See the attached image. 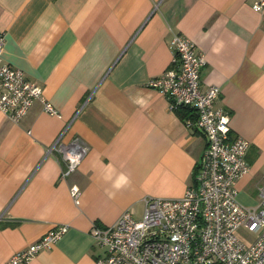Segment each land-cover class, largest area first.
Segmentation results:
<instances>
[{"label": "crops", "instance_id": "obj_1", "mask_svg": "<svg viewBox=\"0 0 264 264\" xmlns=\"http://www.w3.org/2000/svg\"><path fill=\"white\" fill-rule=\"evenodd\" d=\"M2 60L42 90L18 123L0 114V264L53 227L66 234L27 264H93L89 234L145 198L178 199L191 184L205 140L147 87L170 69L180 34L204 59L200 88L219 89L215 106L230 136L249 142L248 171L235 188L252 207L264 188V8L253 0H0ZM60 138L86 154L60 179ZM129 182L114 187L120 175ZM79 190L73 200L70 188Z\"/></svg>", "mask_w": 264, "mask_h": 264}, {"label": "built area", "instance_id": "obj_2", "mask_svg": "<svg viewBox=\"0 0 264 264\" xmlns=\"http://www.w3.org/2000/svg\"><path fill=\"white\" fill-rule=\"evenodd\" d=\"M253 5L262 9L264 0H253ZM3 45L0 34V114L18 123L32 103L40 100L44 112L57 115L43 100L39 86L3 62ZM170 49V69L149 80L147 87L167 99L170 112L191 110L194 119L186 118L185 125L203 135V154L182 197L145 198L139 220L126 211L111 226L93 224L89 234L101 251L93 264H264V188L258 189L259 202L252 207L239 203L235 188L248 171L245 156L250 144L239 136H230L229 116L215 106L218 87L201 90L200 72L205 62L194 43L174 34ZM86 151L81 140L63 144L59 138L46 153L58 154L63 180L75 171ZM69 191L76 200L78 188L72 186ZM240 229L254 237L238 238ZM66 232L64 225L53 227L6 264H27Z\"/></svg>", "mask_w": 264, "mask_h": 264}, {"label": "trees", "instance_id": "obj_3", "mask_svg": "<svg viewBox=\"0 0 264 264\" xmlns=\"http://www.w3.org/2000/svg\"><path fill=\"white\" fill-rule=\"evenodd\" d=\"M177 114L181 117V119H194L193 117L195 116L194 114H192L191 110L186 108L178 110Z\"/></svg>", "mask_w": 264, "mask_h": 264}, {"label": "rangeland", "instance_id": "obj_4", "mask_svg": "<svg viewBox=\"0 0 264 264\" xmlns=\"http://www.w3.org/2000/svg\"><path fill=\"white\" fill-rule=\"evenodd\" d=\"M236 236L240 239H247V238H250V237H254V234L249 232L248 230L246 229H240L237 233H236Z\"/></svg>", "mask_w": 264, "mask_h": 264}, {"label": "clouds", "instance_id": "obj_5", "mask_svg": "<svg viewBox=\"0 0 264 264\" xmlns=\"http://www.w3.org/2000/svg\"><path fill=\"white\" fill-rule=\"evenodd\" d=\"M128 182H129L128 177L123 175V174H121L119 179L116 181L114 187L119 189L122 186L126 185Z\"/></svg>", "mask_w": 264, "mask_h": 264}]
</instances>
